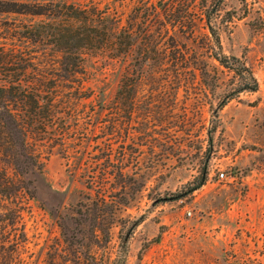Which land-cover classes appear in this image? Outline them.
<instances>
[{"label":"rangeland","instance_id":"1","mask_svg":"<svg viewBox=\"0 0 264 264\" xmlns=\"http://www.w3.org/2000/svg\"><path fill=\"white\" fill-rule=\"evenodd\" d=\"M50 1L63 0H0V82L39 74L58 116L42 139L30 135L37 155L22 169L17 120L1 110L0 264H264V0H222L212 16L223 52L258 83L217 117L237 80L210 55L204 29L165 34L161 0H100L136 21V39L124 56L81 51L73 66L39 26L48 19L21 12ZM169 45L187 65L167 59ZM108 146L100 211L88 175ZM204 166L205 183L175 198Z\"/></svg>","mask_w":264,"mask_h":264},{"label":"trees","instance_id":"2","mask_svg":"<svg viewBox=\"0 0 264 264\" xmlns=\"http://www.w3.org/2000/svg\"><path fill=\"white\" fill-rule=\"evenodd\" d=\"M212 1L214 8L208 9L206 6L207 0H198V10L195 11L190 7L191 0H161L159 9L162 11V26L165 34H168L169 26L171 28L177 27L180 31L191 36L196 35L195 29L197 27L204 29L205 32L202 33V37L208 41L210 55L222 67L233 72V77L237 80V83L219 101L214 114L217 117L218 109H221L231 98L245 90L256 91L258 83L245 61L235 55H227L223 52L217 26L212 21V16L218 11V3L222 0ZM100 2V0H63L34 3L32 5L23 4L24 8L22 7L21 12L45 16L48 20L42 21L39 26L50 28L49 34L52 35L53 43L62 47V51L70 64L77 66L82 54L81 51L105 52L110 57L124 56L138 34L135 31L134 24H136V21L134 19H126L125 23H122L119 14L107 5L101 7ZM150 7L153 8V11L149 13V16L152 17L147 19L148 22L157 14L156 5L150 3ZM40 32V30H37L39 36L41 33H46ZM145 36L147 45L153 42L149 38L151 31L148 30L144 33L143 37ZM171 46L173 45L168 46L169 51L168 49L165 50L167 59L172 60L171 63L173 64L187 65L188 57L183 55L181 51H178L179 55L174 54L172 50H176L177 47L172 49ZM192 62L196 64V61ZM197 68L201 69L202 66ZM43 81L44 79L37 74V82L34 84L18 82L17 85H8L0 82V113L1 110H4L8 112V117H14L17 120L23 147L21 153L24 157L21 162L23 164L22 169L25 168L27 158L31 159L37 155L35 151L27 149L30 135L39 136V139H42L43 134L49 132V128L54 126L55 123L53 122L58 117L57 111L52 108L56 93L46 90ZM101 152L103 154L102 159H97L95 163L97 169L88 175L89 184L97 186L99 189L97 199L91 200V209L96 208L100 211L109 204L103 182L107 180L110 174L108 165L112 161V148L108 146L102 149ZM206 180L207 171L204 166L199 174L185 186L184 190L174 195L175 198L192 194ZM90 204L86 205L87 209L90 208ZM138 222H134L132 227L137 225Z\"/></svg>","mask_w":264,"mask_h":264},{"label":"built area","instance_id":"3","mask_svg":"<svg viewBox=\"0 0 264 264\" xmlns=\"http://www.w3.org/2000/svg\"><path fill=\"white\" fill-rule=\"evenodd\" d=\"M224 175H225V174H224L223 171H220V172H219V176H220V177H224Z\"/></svg>","mask_w":264,"mask_h":264}]
</instances>
